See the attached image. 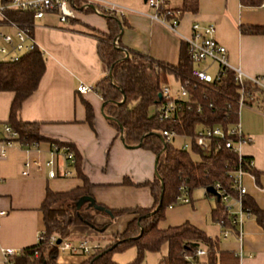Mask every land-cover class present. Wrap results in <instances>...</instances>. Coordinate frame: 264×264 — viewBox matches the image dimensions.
Returning a JSON list of instances; mask_svg holds the SVG:
<instances>
[{
	"label": "crops",
	"instance_id": "crops-1",
	"mask_svg": "<svg viewBox=\"0 0 264 264\" xmlns=\"http://www.w3.org/2000/svg\"><path fill=\"white\" fill-rule=\"evenodd\" d=\"M111 1L123 7L122 14H116L121 28L114 37L122 48L174 64L182 42L180 33L188 34L192 21L211 22L215 25V38L226 48L228 61L264 83V34L239 29L240 25L264 24V8L242 6L238 0H197L194 11L177 12L174 31L148 15L152 9L145 0ZM166 5L178 9L181 0H166ZM91 29L106 32L105 17L83 11L66 24L53 14L33 22L32 34L44 58V69L34 90L22 100L19 116L25 121L39 122L40 139L36 148L17 140L0 155V249H22L34 244L44 227L40 204L45 189L64 191L81 185L78 172L86 176L94 201L111 208L152 204L149 187L143 182L154 176L156 155L140 145L124 143L120 132L101 111L102 99L93 85L106 69L97 55V38ZM79 83L91 85V89L80 93L76 91ZM12 96V91L0 90V124L7 122ZM86 103L92 110L90 122L86 119ZM237 117L242 132L251 137L250 142L240 146L241 155L249 157L254 172L242 176L244 194L262 211L263 223L252 214L242 223L240 239L231 228L223 236L225 226L211 217L215 195L196 186L189 191V202L167 206L164 218L157 224L165 228L186 221L215 238L218 249L236 254L238 264H264V101L256 93L250 104L239 107ZM179 138L183 140L180 135L172 143L178 145ZM51 143L67 145L72 151V162H64L59 154L54 157V170L67 169L69 174L49 177L45 165L31 166L23 174L24 160L36 158L43 162L49 158ZM132 216L123 213L108 221L106 215L95 214L93 223H107L100 228L86 223L70 224L63 239L71 244L86 240L100 248L122 231ZM197 248L204 250L202 244ZM165 252L163 244L157 252V262ZM204 254L196 255L202 261ZM87 257L81 251H58L49 264H82Z\"/></svg>",
	"mask_w": 264,
	"mask_h": 264
},
{
	"label": "trees",
	"instance_id": "trees-1",
	"mask_svg": "<svg viewBox=\"0 0 264 264\" xmlns=\"http://www.w3.org/2000/svg\"><path fill=\"white\" fill-rule=\"evenodd\" d=\"M238 1L242 6L255 7L261 0ZM196 5L197 0H181L180 8L171 9L179 13L194 11ZM162 11L166 18L170 17L167 9ZM6 15L13 19L30 18L28 14L15 10L6 11ZM102 15L106 21V32L95 29L91 31L97 38L96 52L106 71L94 82L93 87L102 99L104 116L120 132L124 143L140 142L141 147L156 155V174L151 180L143 182L149 187L152 204L149 207L111 208L94 201L88 191L86 176L78 172L82 178L81 185L64 191L45 189L40 204L43 238L23 247L19 254L10 256V259L21 264L28 261L33 264H49L58 253L56 246L49 242L50 235L62 239L67 235L69 225L74 223H86L99 228L104 226L107 222L100 225L93 223L95 214L106 215L108 221H111L120 214L131 213L133 216L123 230L115 233L108 243L89 255L82 264H138L144 252H158L163 244H166V252L161 254L158 264H238L236 254L218 249L215 238L207 236L204 231L186 221L165 228L157 224L164 218L165 208L173 204L179 185H185L190 191L196 186L206 188L219 182L221 187L235 195L227 173L238 165L235 152L224 146L222 138H212L209 152L204 153L193 138L197 124L221 125L226 128L238 119L234 100L238 96L239 85L233 79V72L227 69L209 83L194 80L190 74L193 64L184 41L181 42L178 60L174 64L129 49H126L125 55L119 44L112 43L121 28L120 17L115 13ZM239 29L242 32L264 34V24L240 25ZM43 69L44 58L37 47L17 61L0 60V90L13 92L7 123L17 132L21 143L40 139L39 122L20 119L19 109L22 100L36 87ZM168 75L180 83L188 80L187 90L190 98L200 104L199 111H196L195 105L190 109L182 105L172 117L159 119L155 108L161 101L160 86L167 83ZM245 86L247 89L254 88L248 82ZM150 107H153L151 112ZM85 110L86 119L90 122L92 110L87 103ZM162 129H171L176 134L189 136V148L182 149L172 142L164 141L160 133ZM193 154L197 157L194 158ZM248 160L249 157L242 156L239 164L244 170L254 173ZM82 196H90L91 199L83 200L77 206ZM242 202L250 208L258 222L263 223L262 211L245 194L242 195ZM211 217L221 225H229L219 198L215 199ZM200 244L205 253L202 261L196 255V248ZM131 245L136 249L132 260L119 263L112 258L114 250H122Z\"/></svg>",
	"mask_w": 264,
	"mask_h": 264
},
{
	"label": "built area",
	"instance_id": "built-area-1",
	"mask_svg": "<svg viewBox=\"0 0 264 264\" xmlns=\"http://www.w3.org/2000/svg\"><path fill=\"white\" fill-rule=\"evenodd\" d=\"M145 3L152 9L148 14L151 18L163 22L171 30H176L177 24V10H172L166 5V0H145ZM258 7L264 8V0H261ZM167 9L170 17L166 18L163 15L162 9ZM21 11L30 16L29 19H13L6 15V11ZM92 12L102 15L103 13L122 14L123 7L111 0H0V60L1 61H17L28 51L34 49L36 46L32 26L36 19H40L45 14H53L57 20L66 24L70 20L75 19L79 12ZM215 25L211 22L200 23L199 21H192L188 34L180 33V38L186 43L187 53L192 61V68L190 70L191 78L201 83H209L213 78H217L223 74L227 69L233 72V79L239 85L238 96L235 98L238 109L240 106L250 104V101L255 98L257 93L259 98L264 101V83L259 77L247 74L239 66L233 65L228 61L226 48L214 36ZM114 45H117L115 38L112 40ZM125 52L126 49L123 48ZM216 64L214 74L209 72L210 65ZM246 82L249 83L252 89H247ZM188 80L178 83V88L172 91L168 84H162L160 91V103L155 110L158 112L159 119L170 118L174 113L184 106L190 109L195 105L196 111L200 110V104L190 98L187 90ZM91 89V85L79 83L76 85V91L83 93ZM249 102V103H248ZM228 105V104H227ZM161 136L164 141L173 142L174 137L180 136L171 129H162ZM183 136V140L176 145L179 148L187 149L190 146V137ZM186 139H185V138ZM193 138L196 145L200 147L202 152L208 153L210 147V140L212 138H222L225 147L235 152L238 159V165L229 170L228 176L231 180V187L235 190V195H231L229 191L221 187L219 182L212 184L218 193V198L222 200V208L229 220V225H222L225 228L222 235H227L228 228L234 230L238 239L241 238V226L243 221L252 216L250 208L243 204L242 195L245 193V187L242 183V176L248 171L244 170L240 163L242 155L240 153V146L243 143L251 141L248 134L242 132L238 120L223 128L221 125L203 126L197 124L194 128ZM17 132L4 122L0 124V155H3L5 147L12 145L17 141ZM19 144L21 141H17ZM32 147H37V141L29 143ZM49 158L41 162L33 158H26L23 162V174H27L29 167H40L42 165L48 166L47 174L49 177L57 174H69L66 169L62 172L54 170L55 155L59 154L64 162L74 161L72 151L67 145H58L51 143L49 148ZM248 164L251 165L250 159ZM189 191L185 185L178 186V192L174 196L173 204L189 202ZM173 204H169L171 206ZM42 231L38 234L37 240L42 239ZM56 236L50 235L49 242L54 244L58 251H81L87 256L99 249L97 243L89 244L86 240H80L77 244H71L66 239H60L56 242ZM2 254L3 264H12L13 261L10 256L17 255L21 249L12 247H3L0 249ZM35 253V252H34ZM204 250L196 248V254H202ZM24 264H33L28 261Z\"/></svg>",
	"mask_w": 264,
	"mask_h": 264
},
{
	"label": "rangeland",
	"instance_id": "rangeland-1",
	"mask_svg": "<svg viewBox=\"0 0 264 264\" xmlns=\"http://www.w3.org/2000/svg\"><path fill=\"white\" fill-rule=\"evenodd\" d=\"M216 68H217L216 64L212 63L210 65L209 72L211 74H214ZM167 82H168L169 86H173V90L178 88V84L176 83V81H175V79L173 77H168L167 78ZM152 110H153V107H150L149 111L151 112ZM177 140H178V138H177ZM192 156L194 158L197 157L196 154H193ZM111 239H112V237L109 239V241ZM106 243H108V242H106ZM159 252H160V250H159ZM135 253H136V249H135L134 246L131 245V246H128V247H126V248H124L122 250H114L111 253V256H112V258L115 261H117L119 263H126V262H129L130 260H132L134 258ZM157 255H158L157 252L146 251V252H144L142 260L138 264H157L158 263L156 261L157 260Z\"/></svg>",
	"mask_w": 264,
	"mask_h": 264
},
{
	"label": "water",
	"instance_id": "water-1",
	"mask_svg": "<svg viewBox=\"0 0 264 264\" xmlns=\"http://www.w3.org/2000/svg\"><path fill=\"white\" fill-rule=\"evenodd\" d=\"M125 55H126V51L124 52ZM102 109V108H101ZM102 111V110H101ZM123 140V139H122ZM136 145H140V142H138ZM156 161H157V158H155V161H154V173L156 174V169H155V166H156ZM207 191L211 192L212 194L215 195L216 199H218V193L217 191L214 189V187L212 185H208L206 186L205 188ZM87 199H91L90 196H82L80 198V200L77 202V206L83 201V200H87ZM90 203H92V201H90ZM59 238L56 239V242H59Z\"/></svg>",
	"mask_w": 264,
	"mask_h": 264
}]
</instances>
